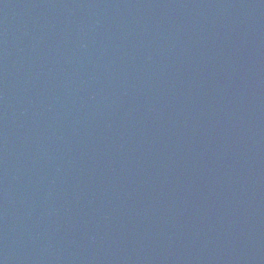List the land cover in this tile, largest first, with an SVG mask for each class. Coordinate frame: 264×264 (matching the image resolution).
Segmentation results:
<instances>
[{
    "label": "water",
    "instance_id": "95a60500",
    "mask_svg": "<svg viewBox=\"0 0 264 264\" xmlns=\"http://www.w3.org/2000/svg\"><path fill=\"white\" fill-rule=\"evenodd\" d=\"M0 264H264V0H0Z\"/></svg>",
    "mask_w": 264,
    "mask_h": 264
}]
</instances>
